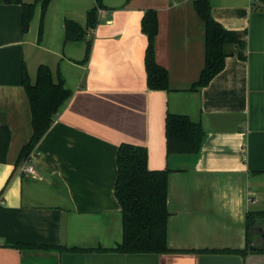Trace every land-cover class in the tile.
<instances>
[{"label": "crops", "instance_id": "obj_1", "mask_svg": "<svg viewBox=\"0 0 264 264\" xmlns=\"http://www.w3.org/2000/svg\"><path fill=\"white\" fill-rule=\"evenodd\" d=\"M192 1L103 0L95 28L74 42H64V21L85 27L94 0H50L40 42L39 5L23 33L21 6L0 3V126L11 133L0 162V264H198L202 254L238 251L242 264H264V0H210L212 17L244 31L245 46L243 59L229 46L224 68L198 90L190 86L204 64V27ZM149 8L157 12L154 58L168 90L146 83L140 22ZM22 63L31 83L47 65L71 95L15 166L31 135ZM167 112L201 124L197 154L166 155ZM120 144L144 147L149 170H169L167 252L112 251L122 240L114 196Z\"/></svg>", "mask_w": 264, "mask_h": 264}, {"label": "trees", "instance_id": "obj_2", "mask_svg": "<svg viewBox=\"0 0 264 264\" xmlns=\"http://www.w3.org/2000/svg\"><path fill=\"white\" fill-rule=\"evenodd\" d=\"M95 4L86 11L85 27L73 20L64 21V42L85 39L86 31L97 24V12L105 6L103 0H94ZM129 1V0H126ZM50 0H0V3H16L21 6V31L28 30L36 6L40 7V20L37 40L42 36L43 16ZM192 8L204 27V64L198 79L192 83L190 90H198L224 68V61L231 54L229 46L239 47L238 57L243 59L245 46L244 31L224 28L211 14L210 0H193ZM141 32L146 35L144 65L147 87L151 90H168V73L154 58L155 40L158 33V19L155 9L143 12ZM90 40L85 42L84 56L88 59ZM20 84L26 94L30 110L31 135L18 152L15 166L27 161L37 142L50 127L54 116L69 99L71 91L65 87L64 80L58 74L52 79L47 65L40 64L36 69L33 83L30 82L24 63L20 67ZM166 155L190 154L199 152L204 130L199 122L191 121L186 115L167 112L164 121ZM11 133L6 126H0V162L5 161ZM147 153L144 147L120 144L116 150V176L114 196L120 206L122 219V240L112 251L119 253H163L167 252L166 223L168 210L166 206L169 170H149L146 165ZM248 215V222H249ZM18 248H44L66 251H84L78 248H61L42 245L15 244ZM105 250V249H102ZM244 251L233 254L242 255Z\"/></svg>", "mask_w": 264, "mask_h": 264}, {"label": "water", "instance_id": "obj_3", "mask_svg": "<svg viewBox=\"0 0 264 264\" xmlns=\"http://www.w3.org/2000/svg\"><path fill=\"white\" fill-rule=\"evenodd\" d=\"M198 264H242L240 254H202Z\"/></svg>", "mask_w": 264, "mask_h": 264}, {"label": "built area", "instance_id": "obj_4", "mask_svg": "<svg viewBox=\"0 0 264 264\" xmlns=\"http://www.w3.org/2000/svg\"><path fill=\"white\" fill-rule=\"evenodd\" d=\"M23 170H24V172L26 174H29V175H33L34 174V169L30 165H26Z\"/></svg>", "mask_w": 264, "mask_h": 264}]
</instances>
